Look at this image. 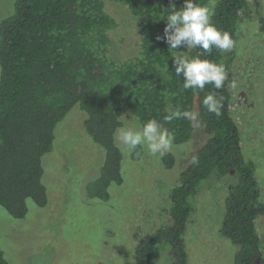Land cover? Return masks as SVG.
<instances>
[{"label": "trees", "instance_id": "1", "mask_svg": "<svg viewBox=\"0 0 264 264\" xmlns=\"http://www.w3.org/2000/svg\"><path fill=\"white\" fill-rule=\"evenodd\" d=\"M119 1L137 19L141 36L139 50L124 58L112 53V33L118 21L105 0H14L1 21L0 206L15 219L27 216L28 199L47 206L43 157L54 149L57 125L75 107L83 114L85 132L103 150L100 174L87 187L88 196L100 201H108L110 187L124 181L117 128L125 126L126 120L139 121L143 127L155 119L174 137L175 144H184L194 132L191 115L170 122L164 118L177 110L196 111L210 135L169 194L166 211L171 225L137 243L135 264H156L165 244L170 246V264H189L184 235L194 212L191 199L203 181L231 173L237 174V182L230 187L221 234L238 246L235 264H264L257 230V219L264 215L262 190L255 162L243 153L242 131L232 107L233 67L239 57L236 42L242 21L252 17L249 0H218L212 6V23L231 35L235 47L213 49L211 55L183 46L171 49L163 39L168 11L173 3L182 9L185 0ZM195 3L208 8L213 0ZM261 22L264 32V17ZM251 50L250 56H255L262 49ZM196 56L225 68L227 79L221 89L212 85L204 90L184 89L183 75H176L173 57ZM259 59L264 64V57ZM258 60L251 58L246 77L254 73L249 90L253 96L258 92L264 102V71L250 73ZM245 88L250 87L242 90ZM208 94L222 98L220 116L204 107ZM258 106L249 112L247 128L252 141L264 130V103ZM163 163L165 169H171L176 158L165 154ZM0 264H10L1 249Z\"/></svg>", "mask_w": 264, "mask_h": 264}, {"label": "rangeland", "instance_id": "2", "mask_svg": "<svg viewBox=\"0 0 264 264\" xmlns=\"http://www.w3.org/2000/svg\"><path fill=\"white\" fill-rule=\"evenodd\" d=\"M216 1L208 7L211 10ZM109 13L116 17L113 55L131 56L140 48L137 19L119 0H105ZM14 0H0V23L9 14ZM252 17L244 18L236 42L238 59L233 67V111L243 137V153L256 164V178L264 201V130L256 140L248 132L249 112L264 103L258 92L253 96L251 78L264 71V0H249ZM262 49L250 56L251 49ZM258 60L251 74L249 62ZM255 85H257L256 79ZM253 84V85H254ZM249 85L250 88L242 87ZM262 94V93H261ZM254 106V107H251ZM259 107V106H258ZM75 107L55 129V144L43 157V183L49 202L40 207L27 200L28 214L13 218L0 206V249L10 264H135V247L146 235L171 225L166 211L172 189L179 184L181 172L209 137L198 113L191 114L194 132L184 144H175L163 155L152 156L144 146L129 151L116 136L123 154L122 185H112L110 199L100 201L88 196L87 187L99 176L103 150L85 132L83 114ZM76 110V111H75ZM252 114V113H251ZM125 128L140 130L139 121L126 120ZM172 153L176 164L165 169L163 156ZM237 174L203 181L192 197L194 212L184 235L189 264H235L238 246L222 236L230 187ZM264 254V215L257 219ZM170 246L160 251L156 264L171 263Z\"/></svg>", "mask_w": 264, "mask_h": 264}, {"label": "clouds", "instance_id": "3", "mask_svg": "<svg viewBox=\"0 0 264 264\" xmlns=\"http://www.w3.org/2000/svg\"><path fill=\"white\" fill-rule=\"evenodd\" d=\"M166 20L163 39L171 49L202 50V54L211 55L213 49L227 51L235 47V41L226 31L218 29L211 21V13L207 7H201L195 0H185L184 7L177 9L173 3ZM173 67L177 76L183 75L184 89L204 90L206 85H212L221 89L227 79V72L222 65H218L199 56L188 59L187 57H173ZM235 87V83L232 84ZM203 105L210 113L221 115L223 107L222 98L212 94L205 96ZM188 111L179 110L171 112L164 119L170 122L173 119L189 118ZM115 135L126 146L127 150L133 151L138 146H144L152 156L163 155L173 147L174 137L163 129L155 119L146 122L142 129L120 127Z\"/></svg>", "mask_w": 264, "mask_h": 264}]
</instances>
